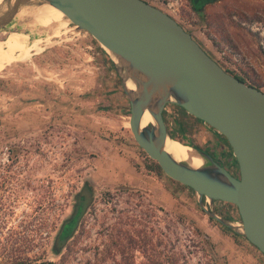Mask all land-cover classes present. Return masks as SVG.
<instances>
[{
	"label": "rangeland",
	"instance_id": "rangeland-1",
	"mask_svg": "<svg viewBox=\"0 0 264 264\" xmlns=\"http://www.w3.org/2000/svg\"><path fill=\"white\" fill-rule=\"evenodd\" d=\"M150 1L224 68L264 84V0H212L194 14L186 0ZM10 28L1 29L0 38ZM60 31L34 29L33 37L42 36L32 45L35 52L0 68V132L11 139L0 140V152L6 144L29 142L36 132L52 130L50 165L25 167L30 185L21 175L8 180V209L0 212V264H159L164 251L180 247L190 250L182 264H264L262 251L209 217L196 191L164 173L136 142L129 102L95 37L70 22ZM9 36L0 41L2 50L18 40L7 45ZM164 118L182 143L200 146L236 171L231 147L215 128L174 103H167ZM101 157L107 159L106 177L97 163ZM85 178L92 183V197L56 251L57 228ZM204 202L208 206V199ZM213 207L240 220L231 202L215 199Z\"/></svg>",
	"mask_w": 264,
	"mask_h": 264
},
{
	"label": "water",
	"instance_id": "water-1",
	"mask_svg": "<svg viewBox=\"0 0 264 264\" xmlns=\"http://www.w3.org/2000/svg\"><path fill=\"white\" fill-rule=\"evenodd\" d=\"M2 1L0 30L13 23L22 6L46 3L61 10L66 22L91 33L119 77L136 142L164 173L196 191L198 204L209 217L245 236L264 253L262 88L229 72L178 20L146 0ZM167 103L182 106L220 132L231 147L238 174L193 145L204 160L201 165L176 159L165 148L167 137L172 138L164 118ZM146 111L152 119L142 125ZM215 199L235 204L240 220L218 214ZM73 221L60 236L68 235Z\"/></svg>",
	"mask_w": 264,
	"mask_h": 264
},
{
	"label": "flooded vegetation",
	"instance_id": "flooded-vegetation-1",
	"mask_svg": "<svg viewBox=\"0 0 264 264\" xmlns=\"http://www.w3.org/2000/svg\"><path fill=\"white\" fill-rule=\"evenodd\" d=\"M152 3L150 0H146ZM187 6L189 8L190 13H199L203 8L204 4L210 2L212 0H186ZM51 131L52 130H40L35 133L33 138H30L31 141L25 142V139H19L18 142H13L12 144H6L5 150L0 152L1 154H5L4 158H0V212L4 213L5 209H8L7 204L8 201L5 202L7 193L9 190L7 186L12 184V182H8L11 180H19L18 176L21 175L24 179V183L30 185V172L25 167L34 166V165H50L51 150L48 148L52 146L51 141ZM3 132H0V140L7 141L11 140L10 137H3ZM39 135V136H38ZM38 136V137H37ZM61 138L65 139L64 136ZM2 150V146L0 147V151ZM61 150V149H60ZM62 156H66L65 150H61ZM63 161V160H61ZM62 163V162H61ZM236 167V165H234ZM236 171H233L234 174H238L237 167ZM32 170V169H31ZM92 197V183L88 178L82 180V183L75 193L73 202L71 204L69 214L61 221L57 228V233L53 239V246H57L64 240V236H60L64 231L68 228V221L74 218L72 225L75 223V220L82 217L84 211L89 203V200ZM8 213V212H7ZM72 229V227H71Z\"/></svg>",
	"mask_w": 264,
	"mask_h": 264
},
{
	"label": "bare ground",
	"instance_id": "bare-ground-1",
	"mask_svg": "<svg viewBox=\"0 0 264 264\" xmlns=\"http://www.w3.org/2000/svg\"><path fill=\"white\" fill-rule=\"evenodd\" d=\"M2 2L3 1L0 0V8H1ZM26 17L31 18V19L29 20L27 19L26 21H23V19ZM65 25H66V19H65L64 13L53 5L45 3V4H40V5L32 4L28 6L27 5L22 6L17 12L15 16V20H13V23L11 22L8 25L9 27H12V28L6 31V35H5V36L10 35L9 36L10 38L8 39V41L5 42L6 44L9 42L11 43L16 38L18 40L10 44L8 48L2 50L1 40H3L5 36L3 38H0V41H1L0 42L1 43L0 44V68H2V66L6 62L12 61L17 58H21L26 53H28L26 57L20 59V60H24L28 58L33 52H35L33 51L32 45L36 41V38L42 37V36L33 37L35 35L34 29L37 28L38 30V28H50L52 30V33L54 32L56 34V33H59L61 28L65 27ZM16 26L19 27V28L17 27L18 30H20L19 34L15 32L17 31V29H15ZM23 29H29L28 33L23 32ZM43 37L44 39L47 40L48 38H50V35H45ZM31 47H32L31 52H28ZM128 84L130 86H133L131 82H129ZM151 119H152L151 115L149 114V112L146 111L143 115L141 124L142 125L146 124L147 122L151 121ZM165 148L176 159L187 161L189 164L193 166H199L204 161L203 158L192 148L190 144L182 143L180 140H178L177 138L173 136L172 138L167 137L166 142H165Z\"/></svg>",
	"mask_w": 264,
	"mask_h": 264
},
{
	"label": "trees",
	"instance_id": "trees-1",
	"mask_svg": "<svg viewBox=\"0 0 264 264\" xmlns=\"http://www.w3.org/2000/svg\"><path fill=\"white\" fill-rule=\"evenodd\" d=\"M229 72H231V73H233L235 76H237L238 78H240L241 80H244V81H246V82H248V83H250V84H252V85H255V86H257L258 88H260L261 87V85L262 84H260V83H256V82H253V81H247L246 80V78L243 76V75H240V74H238V73H236V72H234L233 70H230V69H228V68H226ZM167 105V104H166ZM178 106H180V105H178ZM166 107V106H165ZM180 107H182V106H180ZM199 119V118H198ZM199 120H201V119H199ZM182 124H179V126H181ZM167 126H168V128H170V126L167 124ZM170 134L173 136V137H177V136H175V134H174V132H172L171 130H170ZM225 138V137H224ZM180 139V138H179ZM226 140V139H225ZM185 142V141H184ZM187 143V142H186ZM194 147H196V148H198V149H203V148H201L200 146H198V145H196V144H193V143H191ZM215 157V156H214ZM156 166L158 167V168H160V166H159V164L158 163H156ZM236 167H237V164H236ZM75 225L73 224L72 225V232L69 234V236H67L66 238H64V240H62V242L60 243V244H58L56 247V251H59L60 249H61V247L63 246V244H64V242L66 241V239L68 238V237H70L71 235H72V233H73V231L75 230ZM198 230V229H197ZM236 233V232H235ZM238 234V233H237ZM188 251H190L189 250V248H187V249H183V248H179V250H170V251H164L163 252V258H161V260H162V262L161 263H159V264H182L181 263V259H183V260H185V259H187V257H188V254H187V252ZM28 264H56V262L55 261H53V260H41V261H38V262H29Z\"/></svg>",
	"mask_w": 264,
	"mask_h": 264
},
{
	"label": "crops",
	"instance_id": "crops-1",
	"mask_svg": "<svg viewBox=\"0 0 264 264\" xmlns=\"http://www.w3.org/2000/svg\"><path fill=\"white\" fill-rule=\"evenodd\" d=\"M264 90V84L261 85V87ZM95 147V145H92V148ZM103 159V161H102ZM107 159L106 157H101V158H97V163H101V166H103V172H102V177H106V173L108 172V163H106Z\"/></svg>",
	"mask_w": 264,
	"mask_h": 264
}]
</instances>
